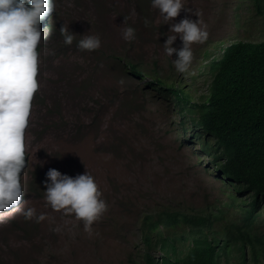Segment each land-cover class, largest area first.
Segmentation results:
<instances>
[{
	"label": "rangeland",
	"instance_id": "rangeland-1",
	"mask_svg": "<svg viewBox=\"0 0 264 264\" xmlns=\"http://www.w3.org/2000/svg\"><path fill=\"white\" fill-rule=\"evenodd\" d=\"M185 3L193 11L182 9L174 20L185 15L196 19L198 10L210 36L204 44L192 45L195 60L188 72L179 73L173 64L176 53L169 57L164 52L169 25L150 0H59L62 24H69L77 39L82 33L99 34L101 46L89 52L77 49L75 40L64 45L59 31L44 39L40 95L47 105L43 109L37 104L34 109L33 129L39 135L32 134L30 170L38 167L44 188L49 167L70 175L87 169L108 207L89 234L73 215L53 211L44 189L41 195V191L26 192L19 207L0 216V256L5 262L1 264H135L143 251L146 213L162 206L213 216L220 211L226 221L250 199L253 192L245 189L246 184L219 170L223 160H216L220 151L213 137L184 117L174 99L147 87L149 78L124 83L116 79L105 57L117 51L144 59L147 68L156 62L154 70L172 73L175 82L191 90L195 101L204 100L214 76L211 61L235 41L264 40V15L256 11L253 0ZM124 16L136 30L132 41L121 35ZM174 46H182L179 37ZM101 99L106 106L102 119L96 120V131L92 119L98 106L92 101ZM26 207L46 213L45 219L13 227L10 220L21 217ZM255 231L264 237V198ZM241 259L232 256L223 264H239Z\"/></svg>",
	"mask_w": 264,
	"mask_h": 264
},
{
	"label": "trees",
	"instance_id": "trees-1",
	"mask_svg": "<svg viewBox=\"0 0 264 264\" xmlns=\"http://www.w3.org/2000/svg\"><path fill=\"white\" fill-rule=\"evenodd\" d=\"M253 2L256 11L264 15V0ZM61 25L57 13L47 35L59 31ZM105 57L116 79L124 83L130 78L140 82L149 78L147 87L174 99L184 117L214 138L215 148L220 151L216 160H223L218 165L221 173L246 184L245 189L253 192L236 216L226 221L219 210L213 216L210 212L191 213L162 206L146 213L142 220L143 251L140 250L135 264H223L232 256L242 257L239 264H264V237L255 231L264 198V40L235 41L219 58H214V76L201 102L195 101L191 90L175 82L172 73L154 70L158 67L156 62L147 68L142 64L144 59L136 60L117 51L106 53ZM92 102L98 106L92 119L96 123L102 119L106 105L102 99ZM37 103L43 109L47 105L41 95ZM32 134L38 136L39 132L32 128ZM29 175L27 192L41 191V195L45 186L39 183L38 167L30 170ZM10 223L13 227L35 224L23 216ZM245 250L249 256H245ZM1 263L5 262L0 256Z\"/></svg>",
	"mask_w": 264,
	"mask_h": 264
},
{
	"label": "clouds",
	"instance_id": "clouds-1",
	"mask_svg": "<svg viewBox=\"0 0 264 264\" xmlns=\"http://www.w3.org/2000/svg\"><path fill=\"white\" fill-rule=\"evenodd\" d=\"M150 4L163 23L169 25L164 52L169 57L176 53L173 64L177 72H188L195 60L192 45L204 44L210 36L201 13L195 10L196 19L185 15L175 21L182 9L188 13L193 11L185 0H150ZM58 11L59 0H0V216L19 207L27 194L32 157L27 162L25 142L30 141L31 150L34 109L42 90L41 46ZM128 19L124 16L121 35L124 40L132 41L136 30L127 24ZM144 23L147 25L148 20ZM59 33L64 45H72L75 40L76 48L81 51L90 52L101 46L99 34L82 33L77 39L69 24L63 23ZM177 37L182 41L180 47L174 46ZM25 168L22 185L21 174ZM45 177L47 205L62 215H73L83 223L84 231L91 234L93 223L108 207L96 178L87 169L70 175L55 167H49ZM21 215L37 223L46 217V213H37L35 207L22 209Z\"/></svg>",
	"mask_w": 264,
	"mask_h": 264
},
{
	"label": "built area",
	"instance_id": "built-area-1",
	"mask_svg": "<svg viewBox=\"0 0 264 264\" xmlns=\"http://www.w3.org/2000/svg\"><path fill=\"white\" fill-rule=\"evenodd\" d=\"M39 77H40V72H38V76H37V79L39 80ZM40 81V80H39ZM30 137V133H29V126L27 127V138L29 139ZM26 144V160L27 162H30L31 160V157H32V154H31V150L29 148V144H28V140H26L25 142ZM27 166V165H26ZM26 168L23 170L22 174H21V182H22V185H24V181H23V177L25 176V172H26ZM24 187V186H23Z\"/></svg>",
	"mask_w": 264,
	"mask_h": 264
},
{
	"label": "bare ground",
	"instance_id": "bare-ground-1",
	"mask_svg": "<svg viewBox=\"0 0 264 264\" xmlns=\"http://www.w3.org/2000/svg\"><path fill=\"white\" fill-rule=\"evenodd\" d=\"M27 136V135H26ZM30 143V141H28V144Z\"/></svg>",
	"mask_w": 264,
	"mask_h": 264
}]
</instances>
